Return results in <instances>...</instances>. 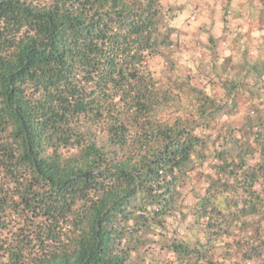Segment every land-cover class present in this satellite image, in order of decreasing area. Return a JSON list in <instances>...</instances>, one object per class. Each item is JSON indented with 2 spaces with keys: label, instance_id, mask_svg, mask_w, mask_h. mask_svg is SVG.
<instances>
[{
  "label": "trees",
  "instance_id": "trees-1",
  "mask_svg": "<svg viewBox=\"0 0 264 264\" xmlns=\"http://www.w3.org/2000/svg\"><path fill=\"white\" fill-rule=\"evenodd\" d=\"M183 10L0 0V264H264V59L185 73Z\"/></svg>",
  "mask_w": 264,
  "mask_h": 264
},
{
  "label": "rangeland",
  "instance_id": "rangeland-1",
  "mask_svg": "<svg viewBox=\"0 0 264 264\" xmlns=\"http://www.w3.org/2000/svg\"><path fill=\"white\" fill-rule=\"evenodd\" d=\"M170 1V2H169ZM235 0H166V3H175L183 5L184 10L180 12L174 20L173 25L178 29L177 43L178 50L173 55V59L178 65L182 66L185 73L188 69H195L196 63L205 59L208 60V53L205 51L206 39L201 34L202 28L208 29L209 33L215 37L217 41V52L220 57L228 56V49L231 44V35L228 32H223V23L221 21L224 12H227L226 19L228 26L231 27L235 34H238L236 25L238 21H234L236 16L232 3ZM246 1V0H245ZM248 13H238V16L243 17V21L239 23L242 25L244 33H247V38L244 34H240L244 38V47L248 49V58L263 60L258 52L264 50V16L261 14L262 7L257 0H248ZM239 17V18H240ZM247 17V18H244ZM233 34V33H232ZM230 45V46H229ZM236 52V50H234ZM240 53H235L239 59ZM151 69L154 71L156 77L160 78L161 82H166L169 78L170 71H165V63L160 57H155L150 63ZM194 73V72H192ZM193 83L202 87L204 85L203 75L199 73L194 74ZM209 92V88H206ZM220 92V91H219ZM217 93V96L219 95ZM239 113L228 121L236 124L241 120L246 113V103L242 100L240 102Z\"/></svg>",
  "mask_w": 264,
  "mask_h": 264
},
{
  "label": "crops",
  "instance_id": "crops-1",
  "mask_svg": "<svg viewBox=\"0 0 264 264\" xmlns=\"http://www.w3.org/2000/svg\"><path fill=\"white\" fill-rule=\"evenodd\" d=\"M232 6H233V9H231V12L232 13L234 12V15L236 16L234 21H238L240 23L241 20L243 21V17L238 16V13H241V14L243 13V15L248 13V8H249L248 0H246V1L245 0H235L234 4L232 3ZM244 18H247V17H244ZM239 23H237V25H236L237 31L239 32L238 35L243 34V36H244V34H245V36H246L247 33H244L242 25L239 27ZM231 30L233 31L232 32L233 34L232 35L229 34V35H231V38H233L236 34L232 28H231ZM246 38H247V36H246ZM242 42H244V41H242ZM231 43H232V40H231ZM234 49H235L234 45L232 47L230 46V48L228 49V53H229L228 56H231V54L233 56H235ZM258 54H260V56L263 58L264 57V50H262L261 52H258Z\"/></svg>",
  "mask_w": 264,
  "mask_h": 264
}]
</instances>
